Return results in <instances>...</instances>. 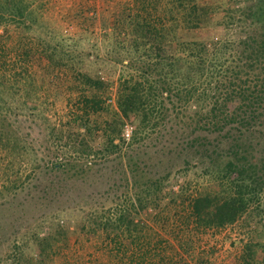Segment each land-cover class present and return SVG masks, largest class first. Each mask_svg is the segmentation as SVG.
I'll use <instances>...</instances> for the list:
<instances>
[{"label": "trees", "instance_id": "obj_1", "mask_svg": "<svg viewBox=\"0 0 264 264\" xmlns=\"http://www.w3.org/2000/svg\"><path fill=\"white\" fill-rule=\"evenodd\" d=\"M216 1L136 0L134 9L115 28L125 36L114 38L117 47L108 51L118 58L125 51L127 63L120 59L113 62L121 66L113 67L110 74H117L116 110L113 120L103 126L91 117L110 110L107 102L113 82L102 77L96 57L89 59L85 54L82 62L87 65L71 67L78 97L67 121L68 131L75 136L68 161L47 162L40 167L36 154L24 145L21 130H4V126L11 127L5 115L12 106L0 97V151L35 163V173L42 175V181L44 176L51 177L45 185L32 184L42 195L31 198L59 209L55 215L50 212L52 218L41 221L48 224L47 228L40 227L31 234L24 226L11 232L0 227L7 238L20 241L14 247L17 256L23 248L31 249L27 264L52 255V244L68 236L73 223L78 232L103 237L114 250L118 248L116 253L125 242L136 245L144 238L142 215H155L161 221L164 200L168 198L173 204L179 198L178 193H164L166 183L175 175L187 177L193 172L194 159L208 164L199 177L210 176L218 187L213 193L181 201L188 202L197 230L223 229L245 214L258 222L263 219L264 0H248L245 7H233L230 11L240 17L236 22L233 18L224 21ZM34 2L0 0V27L14 24L34 30L39 25ZM236 24L242 27V35L222 38ZM206 31L212 34L202 37ZM56 40L53 44L37 39L36 44L44 46L48 63L55 64L59 55L68 69V63L74 64L77 57L78 39L60 36ZM1 87L5 85L0 83V93ZM234 95L243 99L236 106L238 112L227 115L226 102ZM131 120L133 129L125 143L122 130ZM98 138L102 143L96 147L93 142ZM60 147L57 155L70 151L64 149L67 145ZM129 174L144 181H134L136 190L130 197L124 187H119L120 175L127 178ZM66 181H72L77 189L91 190L76 208L65 205L72 201L64 194ZM186 185L190 187L189 182ZM99 201L112 207L103 214ZM255 246L245 245L246 259L254 260ZM138 258L137 264H142V255Z\"/></svg>", "mask_w": 264, "mask_h": 264}, {"label": "rangeland", "instance_id": "obj_2", "mask_svg": "<svg viewBox=\"0 0 264 264\" xmlns=\"http://www.w3.org/2000/svg\"><path fill=\"white\" fill-rule=\"evenodd\" d=\"M247 1L217 0L216 3L222 7L221 16L224 21L233 18V22H236L240 19L239 13H232L230 10L233 7L234 9L238 6L245 7ZM136 3V0H35L33 10L39 25H35L34 30H27L22 25L14 24L0 27V83L5 85L1 87L0 97L12 106L10 112L5 115L11 127L4 126V130L8 132L15 128L21 130L20 137L26 139L24 145L36 154L40 167L47 162L68 161L72 153L70 146L75 142V136L68 131L67 121L77 106L75 101L78 95L71 67L87 65L84 64L87 62H82L83 57L88 56L89 59L96 57L98 60L96 68L101 69L102 77L113 82L108 93L111 100L107 102L110 104V110L99 113L95 118L91 117V120H98V124L102 126L105 122L113 120V109L116 110L114 99L117 74L114 76L110 74L113 67L117 69L121 67L120 64L114 65L116 59L124 63L127 61L124 59L125 51L120 58L118 54L114 57L108 51L116 46V37L125 36L115 28L129 13L128 11L134 9ZM131 13L133 14L134 11ZM48 31L50 33L47 35ZM241 31L242 27L236 24L229 32L227 30L222 38H239L242 35ZM52 34L55 36L51 37ZM210 34L212 31H206L201 36L208 37ZM60 36L66 38L76 36L78 39L77 57L74 64L68 63V69L59 59V55L55 56V64L48 63L46 56L48 53L45 52L44 46L36 44L37 39L54 44L56 38ZM107 53L110 56H107ZM242 99L240 95H234L230 102H226L227 108L224 112L227 115L232 113ZM132 122L133 120L126 122L123 127L121 137L125 143L129 138L124 134L133 129ZM100 134L101 131L98 135ZM100 143L102 141L98 138L93 145L97 147ZM65 145L67 148L64 149L70 151H66L63 156L57 155V149ZM20 157L15 159L8 152L0 151V193H3L0 195V227L6 229L5 232H11L24 226L23 228H27L31 234L40 227L47 228L48 224H43L41 221L52 218L50 212L53 211L55 215L59 209L52 208L53 204L49 206L33 201L31 197L41 196L42 193L41 190L38 192L33 189L32 184L45 185L46 182L50 183L51 177L44 176L45 180L42 181V175L35 173V163L32 165L31 162ZM191 161L193 172L187 177L175 175L166 183L164 193L171 195L178 193L179 198L173 204L168 202V198L164 200L165 210L163 209V214L159 215L161 221L156 220L155 215H142L141 221L145 224L142 232L144 238L136 245L125 242L126 246H120L119 252L116 253L118 248L114 250L115 246L106 244L103 237L78 232L77 225L73 223L69 225L71 233L66 237H60V242L52 244L53 254L51 253L48 258L43 257L42 260L32 261V264H137L141 255L142 264H264L262 260L264 259V217L258 222V219L249 218L245 214L234 224L223 229L195 228L187 209L188 202L181 201L187 197L213 193L218 187L214 181H211L210 176L199 177L203 173L202 169H206L208 165L206 162H199L198 159ZM120 177L122 180L119 187H124L129 197L133 196L136 190L133 186L134 181L144 182L131 174L127 175V178L123 175ZM188 182L189 188L186 185ZM64 186L67 189L64 194L72 197L71 203L68 201L65 205L73 208H76L77 203L82 204L80 198L91 192L82 188L77 189L76 185L73 187L72 181H66ZM181 188H183L182 192ZM11 196L14 198L10 199ZM99 202L101 203L99 212L102 211L103 214L112 207L110 203ZM45 214L46 216L41 218ZM134 224H137L136 221ZM1 231L0 264L29 263L32 257L31 249L23 248L17 256L14 247L20 245V241L18 239L14 241L12 237L7 238L9 235ZM21 232L23 233L22 229ZM38 236L42 238L43 233L40 232ZM248 244L257 245L253 249L252 261L243 256L245 245ZM111 246H113L112 252Z\"/></svg>", "mask_w": 264, "mask_h": 264}, {"label": "built area", "instance_id": "obj_3", "mask_svg": "<svg viewBox=\"0 0 264 264\" xmlns=\"http://www.w3.org/2000/svg\"><path fill=\"white\" fill-rule=\"evenodd\" d=\"M131 131H132V129L130 131H126V133L124 134V136H126V138H129L130 137V134H131Z\"/></svg>", "mask_w": 264, "mask_h": 264}]
</instances>
